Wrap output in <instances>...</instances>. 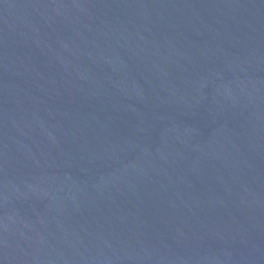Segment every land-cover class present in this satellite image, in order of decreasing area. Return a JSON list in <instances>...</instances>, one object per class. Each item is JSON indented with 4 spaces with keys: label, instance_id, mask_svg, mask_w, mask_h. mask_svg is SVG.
Listing matches in <instances>:
<instances>
[{
    "label": "water",
    "instance_id": "water-1",
    "mask_svg": "<svg viewBox=\"0 0 264 264\" xmlns=\"http://www.w3.org/2000/svg\"><path fill=\"white\" fill-rule=\"evenodd\" d=\"M0 264H264V0H0Z\"/></svg>",
    "mask_w": 264,
    "mask_h": 264
}]
</instances>
